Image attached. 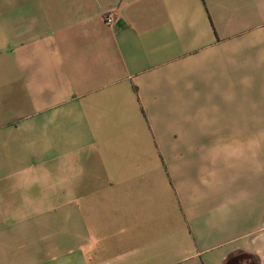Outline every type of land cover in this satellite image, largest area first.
Instances as JSON below:
<instances>
[{
  "label": "crops",
  "instance_id": "0c3cea01",
  "mask_svg": "<svg viewBox=\"0 0 264 264\" xmlns=\"http://www.w3.org/2000/svg\"><path fill=\"white\" fill-rule=\"evenodd\" d=\"M237 251L264 264V0H0V264Z\"/></svg>",
  "mask_w": 264,
  "mask_h": 264
},
{
  "label": "trees",
  "instance_id": "16d2710c",
  "mask_svg": "<svg viewBox=\"0 0 264 264\" xmlns=\"http://www.w3.org/2000/svg\"><path fill=\"white\" fill-rule=\"evenodd\" d=\"M222 264H255L254 258L243 251L228 254Z\"/></svg>",
  "mask_w": 264,
  "mask_h": 264
},
{
  "label": "built area",
  "instance_id": "2783aa9c",
  "mask_svg": "<svg viewBox=\"0 0 264 264\" xmlns=\"http://www.w3.org/2000/svg\"><path fill=\"white\" fill-rule=\"evenodd\" d=\"M104 23L108 24L112 21V18H113V13L111 12H107L104 14Z\"/></svg>",
  "mask_w": 264,
  "mask_h": 264
}]
</instances>
